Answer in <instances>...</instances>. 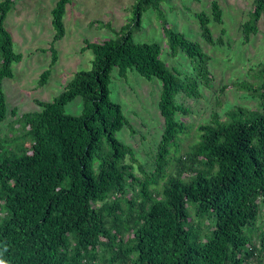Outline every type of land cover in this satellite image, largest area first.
Wrapping results in <instances>:
<instances>
[{
    "label": "trees",
    "instance_id": "1",
    "mask_svg": "<svg viewBox=\"0 0 264 264\" xmlns=\"http://www.w3.org/2000/svg\"><path fill=\"white\" fill-rule=\"evenodd\" d=\"M17 1H0V124L9 115L4 81L24 58L6 25ZM162 1L138 0L133 29L150 8L163 18ZM69 3L56 0L52 9L51 67ZM211 12L196 13L202 35L223 44L226 28L218 38L211 28L213 21L224 24L217 0ZM263 15L264 0H255L241 25L246 42ZM163 28L173 55L191 59L192 74L171 70L162 45L137 42L127 25L114 38L85 40L84 50L95 55L92 69L76 72L52 101L37 100L41 110L18 118V135L3 136L0 127V264H264V68L257 87L236 83L262 90L258 110L236 106L224 119L214 112L198 126L199 140L180 153L187 126L179 115L189 111L180 95L200 97L202 85H212L211 58L164 19ZM115 68L123 77L136 70L162 82L156 167L140 165L141 177L135 149L117 136L126 126L135 129L111 97ZM50 75V68L43 71L40 84ZM77 97L82 114L67 113Z\"/></svg>",
    "mask_w": 264,
    "mask_h": 264
},
{
    "label": "rangeland",
    "instance_id": "2",
    "mask_svg": "<svg viewBox=\"0 0 264 264\" xmlns=\"http://www.w3.org/2000/svg\"><path fill=\"white\" fill-rule=\"evenodd\" d=\"M213 1L163 0V18L150 8L142 16V25L133 29L138 0H71L64 17L66 35L56 43L59 59L51 67L49 48L55 34L52 9L56 0H18L8 14L6 25L13 34L15 49L23 53L24 58L14 63V77L4 81L9 115L0 124L2 135H18V118L24 113L41 110L37 100L52 101L76 72L92 69L95 55L91 49L84 50L86 39L102 42L114 38L127 25L133 29L137 42H159L162 45L161 57L171 70L182 76L192 74L191 59L182 51L176 55L171 52L163 19L172 29L198 41L211 58L212 85H202L200 97L180 95V102L189 110L179 115L187 126L186 131L179 134L180 153L199 140L198 126L209 122L214 112L220 113L224 119L226 112L236 106L258 110L262 90L239 88L236 83L244 81L254 87L262 83L259 80H263L260 71L264 68V15L259 22V32L246 42L241 25L250 19L255 0H217L223 10L224 24L213 21L211 28L216 38L221 36L223 27L227 33L223 36V44H211L202 35L196 13L205 11L211 14ZM49 68L51 75L46 84L41 85V74ZM110 87L112 99L122 104L135 129L134 132L131 126H126L117 136L135 149V167L141 177L140 165L149 172L156 167L154 155L164 129V118L159 109L162 82L156 77H144L136 70H130L123 77L115 68ZM83 107V98L77 97L66 106V112L80 115ZM14 109H17L16 114L12 112ZM180 153L176 156L179 157Z\"/></svg>",
    "mask_w": 264,
    "mask_h": 264
}]
</instances>
